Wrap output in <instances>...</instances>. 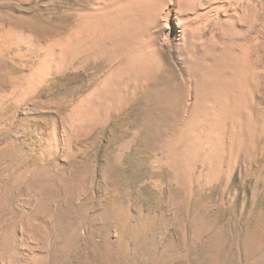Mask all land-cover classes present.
I'll use <instances>...</instances> for the list:
<instances>
[{"label": "rangeland", "instance_id": "374dc122", "mask_svg": "<svg viewBox=\"0 0 264 264\" xmlns=\"http://www.w3.org/2000/svg\"><path fill=\"white\" fill-rule=\"evenodd\" d=\"M98 1L0 0V264H264V124L210 158L170 60L88 104L110 67L77 38Z\"/></svg>", "mask_w": 264, "mask_h": 264}, {"label": "bare ground", "instance_id": "6f19581e", "mask_svg": "<svg viewBox=\"0 0 264 264\" xmlns=\"http://www.w3.org/2000/svg\"><path fill=\"white\" fill-rule=\"evenodd\" d=\"M95 11L82 15L77 38L110 67L88 104L150 90L171 61L186 92L183 100L171 91L160 96L169 106L183 101L187 135L203 132L215 161L234 147L242 154L264 124V0H99Z\"/></svg>", "mask_w": 264, "mask_h": 264}]
</instances>
